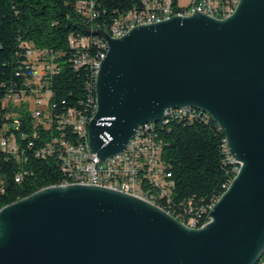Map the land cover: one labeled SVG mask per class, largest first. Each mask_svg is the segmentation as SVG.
<instances>
[{
    "label": "water",
    "instance_id": "95a60500",
    "mask_svg": "<svg viewBox=\"0 0 264 264\" xmlns=\"http://www.w3.org/2000/svg\"><path fill=\"white\" fill-rule=\"evenodd\" d=\"M107 43L89 146L105 163L142 124L196 108L225 135L239 170L200 228L133 195L50 186L0 209V264H255L264 253V0L223 20L198 10Z\"/></svg>",
    "mask_w": 264,
    "mask_h": 264
},
{
    "label": "trees",
    "instance_id": "16d2710c",
    "mask_svg": "<svg viewBox=\"0 0 264 264\" xmlns=\"http://www.w3.org/2000/svg\"><path fill=\"white\" fill-rule=\"evenodd\" d=\"M80 2H92L96 18L91 20L78 9ZM142 6L144 0H0V141L16 145L15 152L0 148V209L56 186L61 179L56 159L38 155L58 133L34 120L10 98L29 88L26 51L33 48L60 54V71L52 83L58 111L75 106L88 111L90 105L94 111L93 71L86 66L74 68L76 51L69 41H96L99 36L93 27H108L118 16ZM172 6L181 7L179 0H172ZM62 100L66 104L61 105ZM193 111L197 112L181 121L163 120L160 162L171 174L173 186L168 197L158 198L157 206L181 223L194 221V227L200 228L208 222L210 208L230 185L238 166L230 163L225 135L216 123L199 110ZM255 264H264V253Z\"/></svg>",
    "mask_w": 264,
    "mask_h": 264
},
{
    "label": "built area",
    "instance_id": "2783aa9c",
    "mask_svg": "<svg viewBox=\"0 0 264 264\" xmlns=\"http://www.w3.org/2000/svg\"><path fill=\"white\" fill-rule=\"evenodd\" d=\"M236 2L237 0H191L186 6L173 7L172 0H144V6L134 7L130 10V14L118 16L108 27L93 28L103 30L112 38H120L125 34V30L154 23L158 19H169L172 16L185 17V12H193L195 8L210 17L222 20V17L231 15V7ZM93 8L92 2L78 4V9H81L91 20L96 18ZM69 45L73 51H76L73 59L75 69L86 66L98 73V59L106 55L107 43L103 42V38L99 36V41L90 42L70 40ZM92 47H95L94 51ZM26 55L30 60L31 70V77L27 82L29 88L10 98L15 104L28 110L34 120L51 126L58 133L38 151V155L42 158L51 156L56 159L61 171V179L57 184L88 180V185L124 192L143 201L145 199L157 201V195L169 196L170 188L173 186L170 180L171 174L160 162L162 148L160 129H164L163 119L157 124L146 123L139 127L137 131L146 130V139L137 138L136 131L134 147H131L130 155L120 153L118 161H110L108 158V161L103 163L97 154L85 153L81 141L73 139L72 125L74 122H81L82 133V119L84 116L93 115V105L87 106L88 111L83 110L81 106L58 111L59 104L53 99L52 83L60 71V54L29 48ZM95 83L94 78L93 86ZM60 104L64 105L66 101L62 100ZM196 112L176 110L173 114L164 113V118L181 121ZM15 124L18 125L19 121L15 120ZM15 146L5 140L0 141V148L9 152H15ZM226 153L229 157L228 150ZM229 161L233 164V159L229 158ZM20 179L21 177L18 176L16 181L19 182ZM192 223L194 221L190 223V227Z\"/></svg>",
    "mask_w": 264,
    "mask_h": 264
},
{
    "label": "bare ground",
    "instance_id": "6f19581e",
    "mask_svg": "<svg viewBox=\"0 0 264 264\" xmlns=\"http://www.w3.org/2000/svg\"><path fill=\"white\" fill-rule=\"evenodd\" d=\"M238 2L239 0H237L236 3H234L233 7H231V14H233L235 8L237 7L238 5ZM193 12H185V17L187 16H190ZM130 14V12L128 13ZM227 16H224L222 17V20L225 19ZM161 20H166V19H158V21H161ZM129 30H125V34L128 32ZM110 36V35H109ZM96 41H99L98 38H96ZM103 42H106L104 39H103ZM106 53H107V47H106ZM105 56H101L100 59H98V69H99V66H100V63H101V60L104 58ZM93 71V74H94V77H95V80H96V77H97V73H95L94 69H92ZM96 94V92H95ZM195 110L196 108H179V109H168L165 111L166 114H168L170 111L172 110ZM198 110V109H196ZM200 111V110H199ZM96 112V100H95V105H94V111H93V115H87V116H84V119H82V133H81V122H74V125H72V131L74 132V134L77 136L76 139H78V141H81L82 143V148H84L85 150V153H88V154H95L91 151L90 149V146H89V138H88V127H89V123L91 121V119L93 118L94 114ZM201 112V111H200ZM203 113V112H201ZM203 114H206V113H203ZM207 117H209L207 114H206ZM210 118V117H209ZM165 118H163L164 120ZM158 123V122H156ZM155 122H149L148 124H156ZM146 124V123H145ZM145 124H142V125H145ZM137 138L139 139H146V130H139L137 131ZM131 147H134V136L129 140L127 146L125 147L124 149V152L122 153V155H130L131 154ZM228 150V148H227ZM230 156V154H229ZM231 159H233L231 156H230ZM119 159V154L117 155H114L112 157H110V161H118ZM233 163H235V161L233 160ZM237 165V164H236ZM238 166V170H239V165ZM237 170V172H238ZM73 184H79V185H88V180H80V181H74V183H65V184H58L56 186H67V185H73ZM229 187V186H228ZM227 187V188H228ZM226 188V189H227ZM161 196H164V195H157V200L159 197ZM145 202L149 203V204H152L154 206H156L157 208L161 209L160 207L157 206V201H153V199H145ZM214 205V204H213ZM213 207V206H212ZM211 207V208H212ZM210 208V210H211ZM163 210V209H161ZM165 211V210H163ZM166 212V211H165ZM210 212V211H209ZM168 213V212H166ZM170 214V213H168ZM209 214V213H208ZM172 215V214H170ZM173 216V215H172ZM174 217V216H173ZM175 218V217H174ZM177 219V218H176ZM208 222H209V217L207 218ZM207 222V223H208ZM206 223V224H207ZM185 225V224H184ZM189 228H196L194 227L193 223H192V227H190V225H185ZM204 226V225H203ZM202 226V227H203Z\"/></svg>",
    "mask_w": 264,
    "mask_h": 264
},
{
    "label": "rangeland",
    "instance_id": "374dc122",
    "mask_svg": "<svg viewBox=\"0 0 264 264\" xmlns=\"http://www.w3.org/2000/svg\"><path fill=\"white\" fill-rule=\"evenodd\" d=\"M191 0H179V4L181 6H186L190 3Z\"/></svg>",
    "mask_w": 264,
    "mask_h": 264
}]
</instances>
